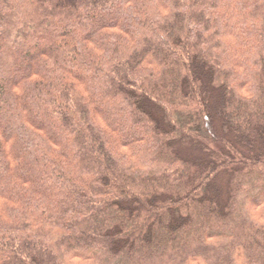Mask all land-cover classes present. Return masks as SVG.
Segmentation results:
<instances>
[{
    "label": "trees",
    "instance_id": "trees-1",
    "mask_svg": "<svg viewBox=\"0 0 264 264\" xmlns=\"http://www.w3.org/2000/svg\"><path fill=\"white\" fill-rule=\"evenodd\" d=\"M0 264H264V0H0Z\"/></svg>",
    "mask_w": 264,
    "mask_h": 264
}]
</instances>
